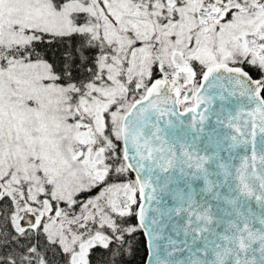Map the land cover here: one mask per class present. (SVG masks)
I'll return each instance as SVG.
<instances>
[{
	"label": "snow or ice",
	"instance_id": "snow-or-ice-1",
	"mask_svg": "<svg viewBox=\"0 0 264 264\" xmlns=\"http://www.w3.org/2000/svg\"><path fill=\"white\" fill-rule=\"evenodd\" d=\"M0 264H264V0H0Z\"/></svg>",
	"mask_w": 264,
	"mask_h": 264
},
{
	"label": "trees",
	"instance_id": "trees-1",
	"mask_svg": "<svg viewBox=\"0 0 264 264\" xmlns=\"http://www.w3.org/2000/svg\"><path fill=\"white\" fill-rule=\"evenodd\" d=\"M137 260H139V257H137Z\"/></svg>",
	"mask_w": 264,
	"mask_h": 264
}]
</instances>
